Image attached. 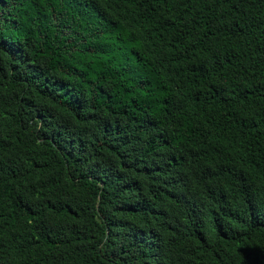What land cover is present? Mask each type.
<instances>
[{
	"label": "trees",
	"instance_id": "16d2710c",
	"mask_svg": "<svg viewBox=\"0 0 264 264\" xmlns=\"http://www.w3.org/2000/svg\"><path fill=\"white\" fill-rule=\"evenodd\" d=\"M0 264H264V0H0Z\"/></svg>",
	"mask_w": 264,
	"mask_h": 264
}]
</instances>
